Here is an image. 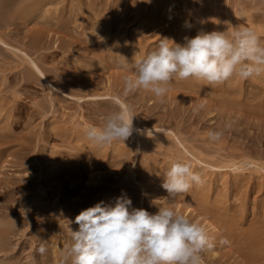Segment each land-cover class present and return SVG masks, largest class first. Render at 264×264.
Masks as SVG:
<instances>
[{
	"label": "bare ground",
	"instance_id": "1",
	"mask_svg": "<svg viewBox=\"0 0 264 264\" xmlns=\"http://www.w3.org/2000/svg\"><path fill=\"white\" fill-rule=\"evenodd\" d=\"M190 1L0 0V264H58L75 217L122 193L135 208L169 206L202 224L216 243L203 264H264V75L174 79L163 98L124 94L132 62L163 38L231 32L232 13L264 36V0ZM117 99L132 110L133 134L98 146L85 130L103 126ZM177 160L203 184L165 201L164 173Z\"/></svg>",
	"mask_w": 264,
	"mask_h": 264
},
{
	"label": "clouds",
	"instance_id": "2",
	"mask_svg": "<svg viewBox=\"0 0 264 264\" xmlns=\"http://www.w3.org/2000/svg\"><path fill=\"white\" fill-rule=\"evenodd\" d=\"M185 26L191 27L188 22ZM184 39L181 45L163 38L145 58L132 62V75L124 78V94L144 89L163 98L174 79L195 78L219 85L233 77L264 75V46L247 27L235 26L231 32L201 31L194 38ZM116 103L119 110L112 112L103 126L85 130L87 139L98 146L124 142L133 134L131 108L119 99ZM222 135V131L208 132L211 141H218ZM194 184H203L200 173L187 163L170 162L161 184L168 193L163 200L188 192ZM74 223L78 230L69 227L71 245L62 252L58 264L69 260L71 264H203L201 254L216 247L199 222L190 221L169 206L159 207L155 214L135 208L126 193L114 203L101 201L82 210ZM229 243L227 238L219 240L221 246ZM38 252H46L44 243Z\"/></svg>",
	"mask_w": 264,
	"mask_h": 264
},
{
	"label": "rangeland",
	"instance_id": "3",
	"mask_svg": "<svg viewBox=\"0 0 264 264\" xmlns=\"http://www.w3.org/2000/svg\"><path fill=\"white\" fill-rule=\"evenodd\" d=\"M190 1V0H188ZM192 2H194V0H191ZM190 1V2H191ZM232 5L234 6V1H232ZM180 5H178L177 7L179 8ZM190 7H191V4H190ZM183 11V10H182ZM198 11H203V6L201 5H196V9H194V11L191 12V20H192V26H197L198 25V22L197 20L195 19V16H196V13ZM180 14H185L186 12H182L181 13V10L179 11ZM241 13V11L239 10L238 11V14ZM174 15V14H173ZM230 22L233 24V25H238V26H244V27H247L248 29L252 30V32L255 33V35L258 37L260 43L264 42V36H259L257 35V29L256 28H259V27H262V25H259L258 21L256 22L255 26L253 28L250 27V23H248L247 21H244L242 17H239L237 15H233L232 13V19H230ZM221 23L222 24H226L227 23V20L226 18H221ZM193 34V33H192ZM208 124L211 126L213 124V121H209ZM192 129L194 131V133L198 132V128H197V125H193L192 126ZM176 133V132H175ZM219 142H223V143H226V144H232V139L230 138V136H223L221 137L219 140ZM241 148V147H240ZM243 148V147H242ZM191 160H195L193 157H191ZM138 167V163L137 161L132 165V169L133 171L136 170V168ZM226 251L225 250H221L220 253H225ZM237 255V253H236Z\"/></svg>",
	"mask_w": 264,
	"mask_h": 264
}]
</instances>
